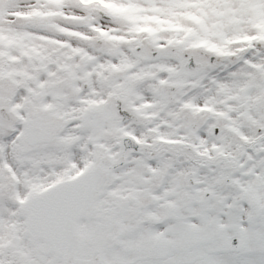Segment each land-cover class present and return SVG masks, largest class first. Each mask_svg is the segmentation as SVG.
I'll return each instance as SVG.
<instances>
[{
	"label": "snow or ice",
	"instance_id": "snow-or-ice-1",
	"mask_svg": "<svg viewBox=\"0 0 264 264\" xmlns=\"http://www.w3.org/2000/svg\"><path fill=\"white\" fill-rule=\"evenodd\" d=\"M0 264H264V0H0Z\"/></svg>",
	"mask_w": 264,
	"mask_h": 264
}]
</instances>
